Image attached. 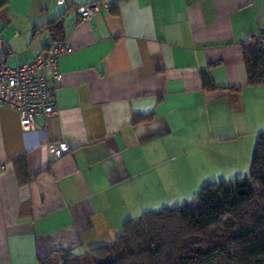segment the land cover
<instances>
[{"label": "crops", "instance_id": "0c3cea01", "mask_svg": "<svg viewBox=\"0 0 264 264\" xmlns=\"http://www.w3.org/2000/svg\"><path fill=\"white\" fill-rule=\"evenodd\" d=\"M85 4L99 9L83 18ZM59 16L69 49L54 114L23 133L0 107V264L83 253L145 210L246 177L264 132V84H247L242 54L246 33L264 28V0H8L6 63L54 43L47 23ZM60 140L69 150L50 160L46 144Z\"/></svg>", "mask_w": 264, "mask_h": 264}, {"label": "trees", "instance_id": "16d2710c", "mask_svg": "<svg viewBox=\"0 0 264 264\" xmlns=\"http://www.w3.org/2000/svg\"><path fill=\"white\" fill-rule=\"evenodd\" d=\"M47 28L54 42L63 39L60 16ZM242 54L247 84H264V51L244 41ZM201 80L214 88L207 72ZM39 264H264V132L248 176L204 184L194 202L145 210L113 240L80 254L58 251Z\"/></svg>", "mask_w": 264, "mask_h": 264}, {"label": "built area", "instance_id": "2783aa9c", "mask_svg": "<svg viewBox=\"0 0 264 264\" xmlns=\"http://www.w3.org/2000/svg\"><path fill=\"white\" fill-rule=\"evenodd\" d=\"M56 4H64L66 0H53ZM97 4H85L77 8L81 17H87L98 10ZM105 9L110 3L103 5ZM244 41L256 43L264 50V28L258 33H246ZM69 49L63 38L47 46L31 61L10 66L6 63V53L0 52V107L7 106L17 111L20 129L23 133L37 130V122L55 112V100L51 92V84L58 81L61 72L58 59ZM44 70V72H43ZM48 158H60L69 150L66 141H53L46 144Z\"/></svg>", "mask_w": 264, "mask_h": 264}, {"label": "rangeland", "instance_id": "374dc122", "mask_svg": "<svg viewBox=\"0 0 264 264\" xmlns=\"http://www.w3.org/2000/svg\"><path fill=\"white\" fill-rule=\"evenodd\" d=\"M195 201V198L194 199H192L190 202H194Z\"/></svg>", "mask_w": 264, "mask_h": 264}]
</instances>
